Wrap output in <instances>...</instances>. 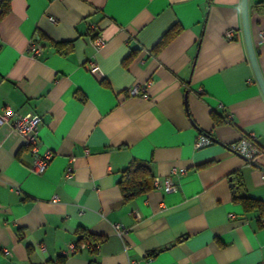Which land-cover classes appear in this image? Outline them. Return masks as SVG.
I'll return each mask as SVG.
<instances>
[{"label": "crops", "instance_id": "obj_1", "mask_svg": "<svg viewBox=\"0 0 264 264\" xmlns=\"http://www.w3.org/2000/svg\"><path fill=\"white\" fill-rule=\"evenodd\" d=\"M248 13L264 79V0H248ZM91 25L105 38L99 50ZM134 84L147 96L129 95ZM5 105L40 115L39 149L52 157L32 171L30 151L0 126V264L264 261V220L234 198L264 200L255 165L264 153L250 163L229 148L253 133L264 150L240 0H0ZM199 133L212 142L196 148ZM133 159L149 163L152 188L124 199L121 171ZM156 177L174 188L156 187Z\"/></svg>", "mask_w": 264, "mask_h": 264}, {"label": "built area", "instance_id": "obj_2", "mask_svg": "<svg viewBox=\"0 0 264 264\" xmlns=\"http://www.w3.org/2000/svg\"><path fill=\"white\" fill-rule=\"evenodd\" d=\"M90 30L94 31L90 39V45L94 50H99L104 45L105 38L102 34H100V32L97 31V27L95 25H91ZM233 34L234 31L232 29H229L225 31L224 37L226 39H231L233 38ZM258 41L260 43H264V27L258 31ZM27 48L28 51L33 55H38L40 53V47L36 43H30ZM89 70L93 73L96 72L98 68L94 63H90ZM127 93L129 95H140L142 97L147 96L144 90H142L137 84L129 87ZM40 121L41 117L38 114H19L7 105L3 106L0 109V126L7 125L9 127V131L17 135L22 140L23 145L31 153L30 168L36 173L44 172L52 157V152L49 150L40 152V139L38 132ZM211 142L212 140L208 135L199 133L194 141V146L196 148H199L208 145ZM229 148L234 153H237L246 158L250 163H256L264 153V150L256 144L253 133L242 135L241 137H239V139L230 143ZM71 170V167L67 169L68 175H70ZM154 185L156 187H160L162 185V188L165 191H169L174 188V183L171 181L170 177H166L162 179V181L156 177L154 178ZM114 228L118 234H121L123 232L122 227L118 224H115ZM83 245L89 248L96 247L90 244L87 235H84ZM77 249L78 246L76 243H70L68 245L69 252H75L77 251ZM259 264H264V261L260 262Z\"/></svg>", "mask_w": 264, "mask_h": 264}, {"label": "trees", "instance_id": "obj_3", "mask_svg": "<svg viewBox=\"0 0 264 264\" xmlns=\"http://www.w3.org/2000/svg\"><path fill=\"white\" fill-rule=\"evenodd\" d=\"M168 37L166 33L158 42V46L163 45ZM119 185L124 199H129L149 191L152 188V176L149 163L136 159L130 161L121 171ZM234 198L242 202L246 211L257 210L258 220H264V200L255 199L242 193L234 194ZM91 243L94 246L97 245L95 244L96 241H91Z\"/></svg>", "mask_w": 264, "mask_h": 264}, {"label": "water", "instance_id": "obj_4", "mask_svg": "<svg viewBox=\"0 0 264 264\" xmlns=\"http://www.w3.org/2000/svg\"><path fill=\"white\" fill-rule=\"evenodd\" d=\"M240 18H241L242 34H243V39H244V44L248 55V59L252 67L254 77L264 97V79L257 63L256 53L254 50V46L251 38V32H250L248 0H240ZM255 165L264 171V167H262L259 164H255ZM232 185L233 184L231 183V186Z\"/></svg>", "mask_w": 264, "mask_h": 264}]
</instances>
